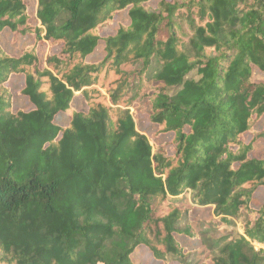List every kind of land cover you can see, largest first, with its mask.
Instances as JSON below:
<instances>
[{"label":"trees","instance_id":"1","mask_svg":"<svg viewBox=\"0 0 264 264\" xmlns=\"http://www.w3.org/2000/svg\"><path fill=\"white\" fill-rule=\"evenodd\" d=\"M151 1L35 0L30 17L0 0V32L33 35L15 54L0 39V264H140L138 248L161 264H264V152L250 155L264 0ZM120 12L128 24L101 36ZM42 39L59 52L39 59ZM165 134L171 153L151 143Z\"/></svg>","mask_w":264,"mask_h":264},{"label":"rangeland","instance_id":"2","mask_svg":"<svg viewBox=\"0 0 264 264\" xmlns=\"http://www.w3.org/2000/svg\"><path fill=\"white\" fill-rule=\"evenodd\" d=\"M25 2L27 5L28 14L30 15V17L31 16L34 17L35 11H36L35 0H25ZM149 4L151 6H154L155 0L151 1ZM31 21L34 23V18H32ZM114 21L115 22L113 24L103 28V30L101 32V36L114 34L118 24L126 25L129 22L125 12L118 13L115 16ZM11 37H12V32L8 28L3 29L0 32L1 42L7 48L11 49L13 54H15L18 51L19 46L21 44L28 43L32 40L33 35H25V36L18 35L14 39H12ZM36 50H37V55H38L39 59L43 60L48 54L58 53L60 50V47H59V45H50L48 41L42 39V40L38 41L37 46H36ZM102 56H103L102 43L100 42L97 45V47L95 48V50L93 51V53L89 57H90V60L97 61ZM252 80L264 81V74L260 73L257 69H253ZM21 84L22 83H17V84H15L16 86H13V88H12L13 109H15L16 106H20V107H24V108L27 107L26 98H24L22 95H19L17 93V90L19 89V87L20 86L22 87ZM73 101H74L73 106L75 107V109L79 110V109L84 108V104L82 105L79 96L75 97ZM82 106H83V108H82ZM134 117H135V124H136L137 129L145 132L147 135H150L155 131L156 125L150 123L144 113H140L138 115L134 114ZM55 120L59 121L60 119L56 117ZM61 122H63V121H61ZM63 124H65V120H64ZM263 125H264V119H261L255 124L254 128L256 131H260L262 129ZM159 137L160 138H158V140L151 139V143L153 144L154 141L164 142V143H166V145H165L166 150L171 153L172 148H173V144L168 143V142L170 141L172 135L171 134L170 135L165 134V135H160ZM263 152H264V142L260 139V140L255 142L254 150L250 153V155L255 156V157H261L263 155ZM262 202H264V189L258 188L253 194V205H257V204H260ZM211 217H212V213H211L210 207H194V209L190 212V219H193V218L209 219ZM234 232H239V233L242 232V230L240 229V223L239 222H236L235 224L228 225L227 227L219 228L213 236L217 237L220 235H229V234H233ZM253 245H254V247H256V249L257 248H263L264 249V244L260 245L258 243H253ZM132 259L135 260L136 262H139L140 264H150V263H148L149 260L154 261V260H152V258L150 257V255L146 251V249H143V248H138L136 250L135 254L132 255ZM153 264H161V263L154 261ZM169 264H176V263L174 261H171Z\"/></svg>","mask_w":264,"mask_h":264},{"label":"built area","instance_id":"3","mask_svg":"<svg viewBox=\"0 0 264 264\" xmlns=\"http://www.w3.org/2000/svg\"><path fill=\"white\" fill-rule=\"evenodd\" d=\"M255 249H256V247H255Z\"/></svg>","mask_w":264,"mask_h":264}]
</instances>
